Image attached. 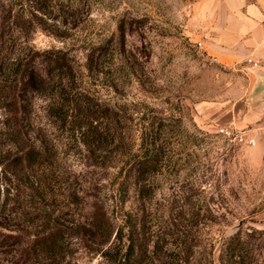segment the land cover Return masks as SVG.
<instances>
[{"label":"rangeland","instance_id":"rangeland-1","mask_svg":"<svg viewBox=\"0 0 264 264\" xmlns=\"http://www.w3.org/2000/svg\"><path fill=\"white\" fill-rule=\"evenodd\" d=\"M203 2L64 0L67 21L62 15L59 24L35 17L27 23L28 32L15 30L5 36L6 59L0 66V231L16 230L21 242L0 239V264H106L98 250L114 238L115 233L105 243L107 228L119 225L120 213L128 211L140 216L144 235L156 241L148 264H168L167 252L188 257L185 264H220L218 247L238 223L243 230H264V142H239L219 131L235 128L232 125L216 126L196 115L197 104L211 101L235 106L241 114L255 106L264 113V104L255 98L258 68L246 56L225 60L210 52L209 43L226 30L218 19L224 9ZM86 10L88 15L81 13ZM75 11L82 19L74 27L70 14ZM108 39V52L89 75L86 49L107 46ZM236 42L231 38L220 43L233 53L239 49ZM50 48L70 51L76 85L87 90L94 103L117 110L120 121L102 122L104 137L91 151L79 132L59 128L45 117V100L37 98L35 120L40 127L35 124L26 131L45 140L51 158L41 177L34 173L39 167L18 175L3 169L14 143L3 108L8 89L2 75L16 53ZM155 115L165 124L160 136L163 167L153 176L150 199L138 204L132 189L123 197L119 182L133 154L140 153L141 134ZM112 126L118 129L115 148L109 144ZM241 131L258 137L255 131ZM94 202L104 205L108 219L99 232L90 226ZM50 231L59 234L53 248L30 246L28 255L19 257L32 238ZM257 243L255 262L264 264V233Z\"/></svg>","mask_w":264,"mask_h":264},{"label":"trees","instance_id":"trees-1","mask_svg":"<svg viewBox=\"0 0 264 264\" xmlns=\"http://www.w3.org/2000/svg\"><path fill=\"white\" fill-rule=\"evenodd\" d=\"M64 7H67L64 0H0V66L6 59L3 52V45L7 43L5 36L9 37L15 30L28 32L31 28L27 26V23L35 17L44 21H53V23H63L58 17L62 15L64 21H67L68 11L66 12ZM55 11H61L62 14L53 15ZM81 13L89 14L88 10ZM70 15L74 18L72 25L77 26L82 17L77 19L76 11ZM120 31L123 34L124 28H120ZM111 41L112 39L107 40V46L99 44L86 49L85 66L89 75H93L101 58L108 52L106 47ZM9 61L5 65L6 72L2 75L8 89L7 102L3 108L11 121L14 150L11 158L3 164L4 170L9 169L10 172L25 175L28 169L39 167L34 173L37 175L41 173L39 175L41 177L42 169L51 158V150L45 140H37L36 135H33L31 131H26L27 127L30 130L35 127L34 101L37 98L45 100L43 107L45 117L59 128H70L73 132H79L91 151L96 149L95 142L104 137L102 122L115 124L120 121L117 110L94 103L89 92L76 85L75 61L68 49L23 51L16 53V56L11 57ZM98 73L97 70L96 75ZM39 125L40 123L36 124V127L39 128ZM164 128L163 117L155 115L147 120L141 134L140 153L133 154L119 182L123 197L129 189H132L138 204H143L150 199L154 188L153 176L163 167L165 145L161 142L160 136ZM110 129H112V138L109 144H112L116 141L114 138L116 134L118 135V129L115 126ZM3 207L4 203L0 204V215L4 210ZM144 208L145 206H141L140 210L143 212ZM93 210L90 226L94 231L99 232L108 225V219L103 204L94 202ZM139 217L131 211L121 212L118 218L120 224L110 229L107 228V234H109L105 243L113 233H115L114 238L109 246H102L98 250L106 264L149 263L151 253L156 251V241L144 235V223L140 222ZM7 229L0 231L2 241L21 242V234L16 230ZM262 233L264 230L252 228L243 230L242 226L232 229L230 234L225 235L218 247L219 263L256 264L255 261L260 253L256 248L259 245L257 240L260 239ZM58 239L57 231L34 237L29 241L30 244H26V247L20 250L19 257H26L31 249L30 246L51 249ZM103 244L101 242V245ZM165 256L168 264H185L188 261V257L179 258L172 252H167Z\"/></svg>","mask_w":264,"mask_h":264},{"label":"crops","instance_id":"crops-1","mask_svg":"<svg viewBox=\"0 0 264 264\" xmlns=\"http://www.w3.org/2000/svg\"><path fill=\"white\" fill-rule=\"evenodd\" d=\"M203 5H214L224 11L218 19L223 20V35L216 38V42L209 43L210 52L219 59L233 60L248 57L253 66H257V79L254 83L255 98L264 104V0H205ZM216 7V9H217ZM233 38L239 45V49L230 52L228 47L220 42H227ZM253 62L257 63L256 65ZM196 115L201 120H208L216 126L232 125L240 130L255 131L260 140V128L264 124L263 108L252 107L244 113L239 108L225 103L211 101L201 102L196 105ZM263 116L261 123L255 125Z\"/></svg>","mask_w":264,"mask_h":264},{"label":"built area","instance_id":"built-area-1","mask_svg":"<svg viewBox=\"0 0 264 264\" xmlns=\"http://www.w3.org/2000/svg\"><path fill=\"white\" fill-rule=\"evenodd\" d=\"M251 62V59H248ZM253 64H257L253 62ZM220 132L225 133L226 135L232 136L234 139H237L239 142H245L248 145L254 146L257 143L258 138L247 134V131L237 130L235 128L229 129L228 127H221ZM260 140L264 142V124L260 128Z\"/></svg>","mask_w":264,"mask_h":264},{"label":"water","instance_id":"water-1","mask_svg":"<svg viewBox=\"0 0 264 264\" xmlns=\"http://www.w3.org/2000/svg\"><path fill=\"white\" fill-rule=\"evenodd\" d=\"M240 225H241V224H240V223H238V224H237V226H235V228H239V227H240Z\"/></svg>","mask_w":264,"mask_h":264}]
</instances>
